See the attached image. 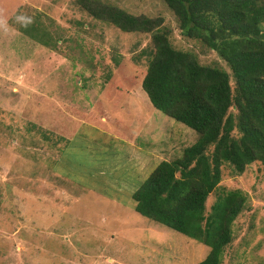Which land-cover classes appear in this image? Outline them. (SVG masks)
Instances as JSON below:
<instances>
[{"label": "rangeland", "instance_id": "1", "mask_svg": "<svg viewBox=\"0 0 264 264\" xmlns=\"http://www.w3.org/2000/svg\"><path fill=\"white\" fill-rule=\"evenodd\" d=\"M99 1L161 16L173 47L228 70L180 34L162 0ZM149 40L74 0H0V264H195L206 255L207 246L135 212L130 198L154 161L197 137L140 88ZM133 153L153 166L126 172ZM220 170L218 186L245 195L220 264H264V164Z\"/></svg>", "mask_w": 264, "mask_h": 264}, {"label": "trees", "instance_id": "2", "mask_svg": "<svg viewBox=\"0 0 264 264\" xmlns=\"http://www.w3.org/2000/svg\"><path fill=\"white\" fill-rule=\"evenodd\" d=\"M162 1L180 34L214 51L228 70L173 47L161 16L133 15L99 0L74 3L120 31L149 33L140 88L152 107L197 137L179 156L161 159L129 193L133 209L207 246L195 264H220L245 205L239 189L218 186L220 167L241 174L250 163L264 164V0Z\"/></svg>", "mask_w": 264, "mask_h": 264}, {"label": "crops", "instance_id": "3", "mask_svg": "<svg viewBox=\"0 0 264 264\" xmlns=\"http://www.w3.org/2000/svg\"><path fill=\"white\" fill-rule=\"evenodd\" d=\"M44 96V99L46 100V104H47V108L50 106V103H49V99H50V97L47 95V93L46 94H44V95H42V97ZM46 108V109H47ZM44 110V109H43ZM45 111V110H44ZM46 113H47V115H49V113H48V111L46 110ZM58 115H60V113H58ZM101 118V117H100ZM126 148H127V142H126ZM135 153H133L132 155H131V157L130 156H128L127 157V163H126V167H125V171L126 172H130V171H137V170H139L142 166L144 167L145 165H147V166H149L148 164H150L151 163V157L149 156V155H143V156H140L139 158H137V156L136 155H134ZM145 159H147V160H145ZM153 159V158H152ZM160 161V160H159ZM158 161V162H159ZM158 162H155L154 161V163H152L153 165H156ZM151 165V164H150ZM153 165H151V166H153ZM128 166V167H127ZM147 166H145V168H147ZM143 167H142V169H143ZM148 168H150V167H148Z\"/></svg>", "mask_w": 264, "mask_h": 264}]
</instances>
